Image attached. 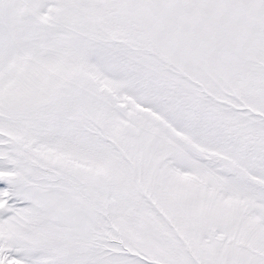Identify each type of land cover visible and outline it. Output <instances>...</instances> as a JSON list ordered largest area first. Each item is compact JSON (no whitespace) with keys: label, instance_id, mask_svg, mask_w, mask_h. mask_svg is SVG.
Returning a JSON list of instances; mask_svg holds the SVG:
<instances>
[{"label":"snow or ice","instance_id":"obj_1","mask_svg":"<svg viewBox=\"0 0 264 264\" xmlns=\"http://www.w3.org/2000/svg\"><path fill=\"white\" fill-rule=\"evenodd\" d=\"M0 264H264V0H0Z\"/></svg>","mask_w":264,"mask_h":264}]
</instances>
